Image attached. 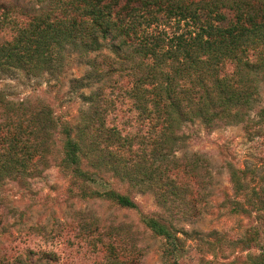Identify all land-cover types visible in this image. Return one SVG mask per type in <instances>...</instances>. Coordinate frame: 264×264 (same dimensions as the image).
I'll list each match as a JSON object with an SVG mask.
<instances>
[{
    "label": "rangeland",
    "instance_id": "rangeland-1",
    "mask_svg": "<svg viewBox=\"0 0 264 264\" xmlns=\"http://www.w3.org/2000/svg\"><path fill=\"white\" fill-rule=\"evenodd\" d=\"M9 7L34 13L47 4L0 0V15ZM10 37L8 31L0 32V43ZM96 54L68 49L60 73L31 76L18 70L0 76L6 96L27 107L22 121L28 134L23 149L28 148L13 156L14 121H9L13 131L0 133V264H264V115L260 118L256 113L258 108L264 109L263 76H257L259 98L251 103L250 111L261 125L251 135L241 123L212 132L199 121L184 126L185 142L177 156L197 155L208 160L212 182L199 189L190 181L183 195L196 212L191 216L187 205L189 214L182 219L171 217L162 208L157 191L146 182L149 176L139 174L137 181L130 180L135 177L132 171L125 174L126 153L117 151L111 138L106 142L113 145L107 151L112 157L109 162L93 159L87 145L79 154V168L65 158L63 121L74 129L72 137H80L89 108L85 97L98 86L106 94L105 104L109 103L101 108L104 136L110 126L138 137L151 131L147 121L121 100L128 83L119 72L103 76L98 83L87 79L88 61ZM40 104L47 105L59 120L50 139L31 123ZM16 161H24L22 169L27 171L21 178L15 177ZM234 169L248 172L239 185L231 180ZM79 173L88 174L94 182ZM109 189L129 196L139 209H123L103 197ZM144 216L164 224L178 240L170 243L147 228ZM43 251L56 256L37 261ZM29 253L28 259L18 260L19 254L26 257Z\"/></svg>",
    "mask_w": 264,
    "mask_h": 264
},
{
    "label": "trees",
    "instance_id": "trees-1",
    "mask_svg": "<svg viewBox=\"0 0 264 264\" xmlns=\"http://www.w3.org/2000/svg\"><path fill=\"white\" fill-rule=\"evenodd\" d=\"M41 1L47 4L41 11L31 13L9 7L0 15V32L11 33L9 40L0 43V76L18 70L31 76L57 74L68 49L85 54L97 52L88 61L91 68L87 79L98 83L103 76L119 72L128 83L121 100L147 121L151 131L138 137L110 126L108 136H104L101 108L106 94L98 86L85 97L89 108L85 126L79 129L80 137H72L74 129L63 121L65 158L79 168V154L87 145L93 159L109 162L112 157L107 151L113 145L106 142L111 138L114 148L126 153L125 166L132 164L124 166L125 174L132 171L135 177L130 180L137 181L139 174L149 176L146 182L157 191L160 205L171 212V217L186 219L187 205L192 216L196 211L185 203L183 192L189 189L191 180L199 189L207 188L212 175L210 162L203 157L177 156L185 142L184 126L199 121L212 132L241 123L251 135L261 125L250 111L251 103L259 98L257 76L264 78V1ZM104 48L107 54L101 53ZM40 107L31 123L50 139V131L59 120L47 105ZM25 110V104L12 102L0 88V133L7 135L16 125L13 156L28 148L23 149V140L28 136L22 121ZM256 113L261 118L264 109L258 108ZM31 136L36 138L38 134ZM15 164V177H23L27 173L22 169L24 161ZM247 174L234 169L232 183L239 185L241 176ZM79 175L94 182L88 174ZM101 195L120 208L139 209L129 196L112 189ZM143 223L170 243L177 239L154 218L144 216ZM31 254H19L18 260L23 256L26 260ZM55 256L43 251L36 260Z\"/></svg>",
    "mask_w": 264,
    "mask_h": 264
}]
</instances>
